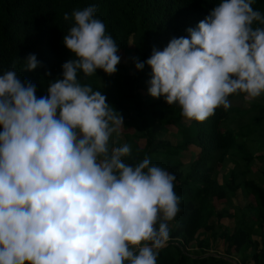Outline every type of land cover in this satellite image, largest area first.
Here are the masks:
<instances>
[{
	"label": "clouds",
	"instance_id": "1",
	"mask_svg": "<svg viewBox=\"0 0 264 264\" xmlns=\"http://www.w3.org/2000/svg\"><path fill=\"white\" fill-rule=\"evenodd\" d=\"M255 0H221L190 38L153 49L149 94L204 122L229 97L264 93V15ZM96 6L75 9L64 45L75 59L37 98L16 71L0 74V264H157L180 211L176 177L131 147H110L124 126L78 73L112 75L119 47ZM257 25V26H254ZM40 62L29 54L25 69ZM135 67L143 69L137 62Z\"/></svg>",
	"mask_w": 264,
	"mask_h": 264
},
{
	"label": "trees",
	"instance_id": "2",
	"mask_svg": "<svg viewBox=\"0 0 264 264\" xmlns=\"http://www.w3.org/2000/svg\"><path fill=\"white\" fill-rule=\"evenodd\" d=\"M220 2L0 0V74L16 71L22 83L35 85L37 98L48 95L50 83L63 78L62 65L75 59L63 42L74 21H66L64 14L96 6L97 18L120 49L118 55L129 64L120 62L112 75L101 69L89 77L81 72L78 80L101 91L122 116L124 144L131 147L126 162L136 164L149 157L152 164L175 175L174 192L181 198L157 264H264V168H252L255 160L264 162V93L251 102L243 94L232 95L229 98L247 105L220 107L204 122L186 123L178 105L170 106L163 96L153 98L148 92L152 69L146 61L153 49L163 51L173 38H190L188 29H195ZM252 7L264 15V0H255ZM29 54L40 62L32 71L25 69ZM137 62L144 64L143 69L135 67ZM172 127L180 135L175 143L164 137ZM124 144L110 142V147ZM189 144L199 150L185 162L182 151ZM229 161L233 165L219 180V171ZM238 189L247 199L242 205L232 201ZM226 220L233 222L230 230ZM201 233L220 238L222 253L206 252L209 241ZM186 245L193 247L188 250Z\"/></svg>",
	"mask_w": 264,
	"mask_h": 264
},
{
	"label": "rangeland",
	"instance_id": "3",
	"mask_svg": "<svg viewBox=\"0 0 264 264\" xmlns=\"http://www.w3.org/2000/svg\"><path fill=\"white\" fill-rule=\"evenodd\" d=\"M120 62H122V63H124V64H126V65L129 64L128 60H127L126 58H124V57H121ZM131 68H132V67H131ZM131 68H130V69H131ZM134 69H135V68H133V70H134ZM140 92L144 95L143 90L140 89ZM229 100L231 101V104H230V105H232V104H242V105H244V106L247 105L246 102H243V101H241V100H238V99L235 98V97L229 98ZM182 119H183V121H185L186 123L189 122V120L186 119L184 116L182 117ZM231 125H232L233 127H236V124L233 123V122H232ZM236 128H237V127H236ZM170 130H171L172 132H166L165 135H164V137L168 138L172 143H175V142L179 141V140H180V135L178 134V132L176 133V131H177L176 128H175V127H172ZM117 141H118L120 144H124L125 141H126L124 134L120 133L119 136H112L110 142H117ZM112 147H117V146L112 145ZM198 150H199V147H198V146H196V145H194V144H189V145H188V150H184V151H182V159H183L185 162H188V161L194 159L195 156H196V153L198 152ZM258 152L261 153L262 151L259 150ZM232 165H233V162H232V161H229V162H227V166H226L224 169H222V170L219 171V173H218V175H217L219 180L221 179V173L224 172V170H226L227 167H230V166H232ZM260 167L264 168V162H263V161H259V160H255V161L253 162V164H252V168H253L254 170H256L257 168H260ZM232 201H233V203H235V204H240V205H242V204H244V203L247 202V199H246L245 197L242 196L241 191L238 189L237 192H236V195L233 197ZM227 204H228V203H225V205H227ZM212 220H214V218H213ZM223 222H224V224H226V226H225L226 229L230 230V229L232 228V225H233L232 220H230V221H229V220H226V222H225V221H223ZM227 222H228V223H227ZM203 235H204L206 238H208V241H209V245H208V247L204 249V250H206V252L222 253V247H221L220 238L213 239V238H212L210 235H208L207 233H206V234L201 233V234H200V237L203 236ZM192 247H193V245H186V248H187L188 250L191 249ZM236 259H237V257L232 256V260H233V261H235Z\"/></svg>",
	"mask_w": 264,
	"mask_h": 264
}]
</instances>
